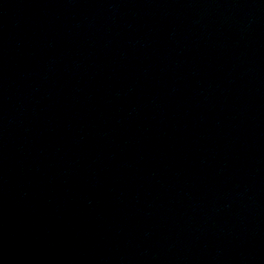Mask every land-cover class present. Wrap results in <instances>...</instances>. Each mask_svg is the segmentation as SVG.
I'll list each match as a JSON object with an SVG mask.
<instances>
[{"label": "water", "instance_id": "water-1", "mask_svg": "<svg viewBox=\"0 0 264 264\" xmlns=\"http://www.w3.org/2000/svg\"><path fill=\"white\" fill-rule=\"evenodd\" d=\"M0 264H264V0H0Z\"/></svg>", "mask_w": 264, "mask_h": 264}]
</instances>
